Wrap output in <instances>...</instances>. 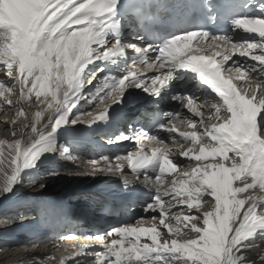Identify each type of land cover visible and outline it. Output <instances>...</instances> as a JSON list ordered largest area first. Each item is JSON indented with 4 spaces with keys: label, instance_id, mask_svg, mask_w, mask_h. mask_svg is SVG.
<instances>
[{
    "label": "snow or ice",
    "instance_id": "1",
    "mask_svg": "<svg viewBox=\"0 0 264 264\" xmlns=\"http://www.w3.org/2000/svg\"><path fill=\"white\" fill-rule=\"evenodd\" d=\"M232 5L248 11L228 17L231 31L215 33L193 29L194 0H169L163 14L154 12L159 0H0V108H18L11 121L0 123L19 137L0 139V198L24 182L44 188L40 165L58 148L80 169L81 156L59 139L63 126L80 122L79 114L69 115L81 100L103 105L86 122L90 127L109 122L130 90L152 95L157 107L163 90L195 117L185 130L169 120L150 135L130 124L131 135L114 139L136 150L87 162V175L114 174L126 185L133 182L124 174L127 162L135 183L154 192L145 214L157 213L150 226L140 217L87 237L103 249L95 264H264V0H217L210 19L218 23L221 9ZM149 19L155 21L151 36L144 30ZM126 29L132 31L126 35ZM237 29L247 35L234 38ZM209 39L207 49L200 47ZM153 69L156 74L147 75ZM33 98L42 105L34 115L25 108ZM162 115L177 119L180 112ZM21 117L31 122L18 124ZM158 132H166L171 144ZM180 161L194 167L178 172ZM170 173L178 174L162 187ZM73 247L79 249L75 257L97 246Z\"/></svg>",
    "mask_w": 264,
    "mask_h": 264
},
{
    "label": "bare ground",
    "instance_id": "2",
    "mask_svg": "<svg viewBox=\"0 0 264 264\" xmlns=\"http://www.w3.org/2000/svg\"><path fill=\"white\" fill-rule=\"evenodd\" d=\"M196 47L197 46H193L194 49ZM233 59H235V56ZM230 63L231 62H229V64ZM155 74L156 72L152 71L148 75L151 76ZM0 75H2V73H0ZM180 83L183 82L181 81ZM90 87L91 86H87L85 92H87ZM177 87H179V85H177ZM190 87H192V85H190ZM162 95L163 100L160 101V103L164 111L167 113L180 112L179 118L173 119L169 117V120L177 124L180 131L185 130L187 127V119L195 117L192 116L186 107L171 99V92L164 94L162 90ZM126 96L125 114L131 115L130 119H136L140 116L137 112L140 113V111L146 108L144 105L147 103L144 101L148 99L149 94L140 89H136L130 90V94H126ZM16 98V96L13 97V99ZM41 99L43 100L44 98L42 97ZM105 103L111 104V100H106ZM41 107L42 105L40 102L35 101L34 98L25 101V108L33 115L36 111L40 110ZM102 109V104L97 106V102L86 103L85 100H81L79 104L72 109V117L76 118V115L79 114L80 122L77 124H87L86 122L94 120ZM15 110L18 111L15 105L11 110L5 111L4 109L0 114V120L7 119L11 121L15 117ZM51 111H53V109H48L45 112L42 123L46 122L47 115ZM181 121H184V123H181ZM30 122V119L25 117H21L18 120V124L21 125L29 124ZM11 131L12 129L9 128L7 124L0 123V139L19 138L12 137ZM62 133L63 132H61V134ZM160 137L163 138L166 143L171 144V140L166 132H162ZM176 139L183 142V138L178 134H176ZM67 141V139L62 140L63 147L67 144ZM91 150L96 152L93 147H91ZM73 154L81 156L79 170L76 169L73 162L68 161L63 156L61 150L60 152L55 151L48 155V158L55 156L56 162L51 160L52 162L49 161L46 164H41L39 168V175L43 177L46 185L44 188L24 182L17 186L14 195L8 194L0 198V235H11L7 238L4 236L0 237V264H59L62 258L65 260V264H77V261H79V264H95V254L103 249L97 248L99 244L98 241L96 239H87V234H83V232L90 227V225L87 224L89 221L88 218H93L97 209L101 207L102 204L99 203V200L108 202L115 201L119 205H121L120 200L126 201L130 204L131 212L135 217L129 222L135 223L138 218L145 217L144 226L151 225V216L157 213L149 212L146 215L144 212V205L151 201L154 192H149L148 189L143 188L141 184L135 183L134 179H129L133 182L126 185L119 176L112 178L107 173L97 174L96 176L87 175L90 167H86L87 162L93 159H99L104 155L103 152H99L95 157L88 155L90 159L85 156L88 153L84 149H78L77 152H73ZM176 158L179 159L178 156ZM101 163H103V161H101ZM124 163L127 165L126 167L129 168L127 162ZM180 163L181 167L178 172L194 167V163H186L185 161H180ZM49 164H53V168H49ZM55 166L64 167L59 168L57 171L54 168ZM129 169H127V171ZM52 170H55L58 174L49 175L48 173ZM177 174L178 173L166 174L165 184L162 185V187H166L168 182ZM29 175L30 173L26 171L25 179H27ZM125 175L127 177L132 176L129 173ZM150 175L154 174L150 173ZM0 179H2V177H0ZM144 195L146 198L142 197ZM241 195H247V193ZM165 199L167 200L168 198ZM35 202H37L38 208H41L40 210L37 209V212H40V216L34 221L31 219L27 222L22 221L23 212L31 210V206L35 204ZM202 207L207 209L208 204L205 203ZM175 211L177 210L174 208L173 212ZM103 214L105 216L108 212L104 211ZM49 223L52 224L57 231H60V233L65 230L70 231L69 235L74 233L75 238L69 239L66 237V239L63 240V244L60 243L61 239L59 235L54 236L52 240L46 242L39 241L42 238L39 240L33 239V244H39L41 242L40 245H33L31 242L24 243L23 240H21V233L24 230L27 231V234L33 236L32 230L38 229L44 224L49 225ZM160 230L161 232L166 231L162 226ZM85 244L90 246L95 245L97 247H89L84 253L73 257L74 250H79L78 247L74 248L73 245L79 246ZM52 256H54L55 259L49 258Z\"/></svg>",
    "mask_w": 264,
    "mask_h": 264
},
{
    "label": "rangeland",
    "instance_id": "3",
    "mask_svg": "<svg viewBox=\"0 0 264 264\" xmlns=\"http://www.w3.org/2000/svg\"><path fill=\"white\" fill-rule=\"evenodd\" d=\"M32 104V103H31ZM15 111H17V110H15ZM60 158V157H59ZM21 246H23V245H21Z\"/></svg>",
    "mask_w": 264,
    "mask_h": 264
}]
</instances>
